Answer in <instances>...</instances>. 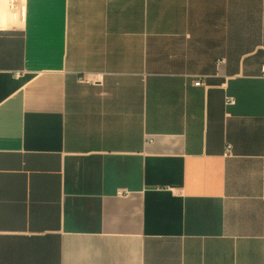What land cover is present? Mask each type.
Here are the masks:
<instances>
[{"label": "crops", "instance_id": "obj_1", "mask_svg": "<svg viewBox=\"0 0 264 264\" xmlns=\"http://www.w3.org/2000/svg\"><path fill=\"white\" fill-rule=\"evenodd\" d=\"M11 1L0 264H264V0Z\"/></svg>", "mask_w": 264, "mask_h": 264}, {"label": "built area", "instance_id": "obj_2", "mask_svg": "<svg viewBox=\"0 0 264 264\" xmlns=\"http://www.w3.org/2000/svg\"><path fill=\"white\" fill-rule=\"evenodd\" d=\"M14 3L15 1L12 0L11 1V7H14ZM262 72L264 74V66L262 67ZM103 77L102 76H95V77H91L90 75L88 74H83L81 77H80V80L81 82L83 83H92V84H98L100 81H102ZM195 85L196 86H201L202 85V82L200 80H198L197 82H195ZM227 104H235V100L233 98H228L227 99ZM230 148L228 147V152H229Z\"/></svg>", "mask_w": 264, "mask_h": 264}]
</instances>
